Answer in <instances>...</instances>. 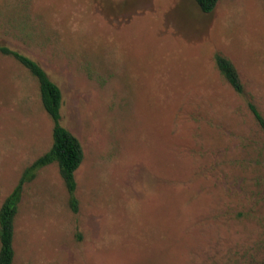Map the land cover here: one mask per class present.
I'll return each instance as SVG.
<instances>
[{
    "label": "rangeland",
    "instance_id": "374dc122",
    "mask_svg": "<svg viewBox=\"0 0 264 264\" xmlns=\"http://www.w3.org/2000/svg\"><path fill=\"white\" fill-rule=\"evenodd\" d=\"M0 45L60 88L84 150L76 212L57 163L24 184L14 264H264V0H0ZM52 145L38 81L0 53V209Z\"/></svg>",
    "mask_w": 264,
    "mask_h": 264
},
{
    "label": "trees",
    "instance_id": "16d2710c",
    "mask_svg": "<svg viewBox=\"0 0 264 264\" xmlns=\"http://www.w3.org/2000/svg\"><path fill=\"white\" fill-rule=\"evenodd\" d=\"M219 1L195 0L199 9L205 14L212 13ZM0 53L14 58L38 81L42 106L53 122V145L51 149L25 170L18 186L6 198L0 209V264H14L15 219L24 184L33 180L39 169L57 163L61 178L70 196L71 207L76 212L78 200L75 196L77 189L75 173L84 161V150L78 138L61 124L62 92L46 71L33 59L6 46L0 45ZM215 63L234 91L243 94L244 86L234 64L220 54L215 56ZM249 109L264 133V117L254 104L249 103Z\"/></svg>",
    "mask_w": 264,
    "mask_h": 264
}]
</instances>
